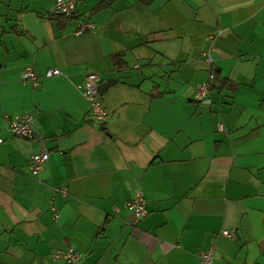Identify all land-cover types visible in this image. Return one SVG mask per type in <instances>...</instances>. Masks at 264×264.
<instances>
[{"label": "crops", "instance_id": "0c3cea01", "mask_svg": "<svg viewBox=\"0 0 264 264\" xmlns=\"http://www.w3.org/2000/svg\"><path fill=\"white\" fill-rule=\"evenodd\" d=\"M54 2L0 0V264H64L68 247L80 264H198L208 251L264 264V0H78L67 19ZM80 21L93 30L76 35ZM88 73L107 86L104 125L77 89ZM25 116L34 138L13 137ZM137 191L148 215L135 223Z\"/></svg>", "mask_w": 264, "mask_h": 264}, {"label": "built area", "instance_id": "2783aa9c", "mask_svg": "<svg viewBox=\"0 0 264 264\" xmlns=\"http://www.w3.org/2000/svg\"><path fill=\"white\" fill-rule=\"evenodd\" d=\"M78 0H55L53 5L52 16H62L65 18H71L76 14ZM93 30V23L91 21L78 22L75 34L83 35ZM62 72L59 69H49L45 73V77H60ZM214 78L213 74H209L207 82H203L196 86L193 98L196 101H203L209 95L208 82ZM21 80L30 82L33 85H37L39 82V76L35 73L33 68L26 69L21 74ZM102 84L100 78L93 74H86L83 82L77 86L82 97L88 103V115L93 122L99 125H104L110 118V114L104 107L101 96L99 94V86ZM34 120L30 116H25L22 119H15L8 125V132L16 138L32 139L34 138ZM217 130L223 131L222 124H217ZM4 142L0 135V144ZM49 151L43 150L37 154H33L29 160V170L33 176H37L41 171L44 163L49 159ZM57 192L63 193V190L58 189ZM125 208L129 211L137 223L148 215L147 202L144 199L141 191H137L134 197L125 203ZM54 218L57 219V212L54 210ZM224 236H231L230 232L223 231ZM60 257L63 259L64 264H80L81 254L78 253L74 248L68 247ZM198 264H216L214 260L213 252H202L199 254Z\"/></svg>", "mask_w": 264, "mask_h": 264}, {"label": "trees", "instance_id": "16d2710c", "mask_svg": "<svg viewBox=\"0 0 264 264\" xmlns=\"http://www.w3.org/2000/svg\"><path fill=\"white\" fill-rule=\"evenodd\" d=\"M106 6H107V2H104V3L98 4V5L95 6V8L93 9V11L100 10L101 8L106 7ZM59 17L61 18L62 16H59ZM63 19H64V18H63ZM65 19H67V18H65ZM111 58H112L113 61H114V60H116L117 55H114V56H112ZM121 65H122V64H121L120 62H115V63H114V66L116 67V69L121 68ZM226 82H227V81H226L225 79H222L221 81H219V86L217 87V89H218V90H221L222 87H223V85H224ZM193 102H195L197 105H202V104H201L202 101H196V100H193Z\"/></svg>", "mask_w": 264, "mask_h": 264}, {"label": "water", "instance_id": "95a60500", "mask_svg": "<svg viewBox=\"0 0 264 264\" xmlns=\"http://www.w3.org/2000/svg\"><path fill=\"white\" fill-rule=\"evenodd\" d=\"M107 88V86H105L103 83L99 86V94L100 96H102L104 90ZM204 104H209V103H204Z\"/></svg>", "mask_w": 264, "mask_h": 264}, {"label": "rangeland", "instance_id": "374dc122", "mask_svg": "<svg viewBox=\"0 0 264 264\" xmlns=\"http://www.w3.org/2000/svg\"><path fill=\"white\" fill-rule=\"evenodd\" d=\"M219 1H222L223 4H229L228 2H234L235 0H219ZM236 1L238 2L241 0H236Z\"/></svg>", "mask_w": 264, "mask_h": 264}, {"label": "bare ground", "instance_id": "6f19581e", "mask_svg": "<svg viewBox=\"0 0 264 264\" xmlns=\"http://www.w3.org/2000/svg\"><path fill=\"white\" fill-rule=\"evenodd\" d=\"M51 15H53V13H51ZM89 74V73H88ZM30 83V82H29ZM32 84V83H31ZM33 85V84H32Z\"/></svg>", "mask_w": 264, "mask_h": 264}]
</instances>
